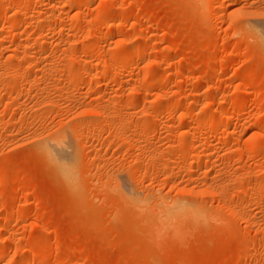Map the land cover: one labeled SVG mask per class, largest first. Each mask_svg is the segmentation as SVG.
I'll return each mask as SVG.
<instances>
[{"label":"rangeland","instance_id":"rangeland-1","mask_svg":"<svg viewBox=\"0 0 264 264\" xmlns=\"http://www.w3.org/2000/svg\"><path fill=\"white\" fill-rule=\"evenodd\" d=\"M263 25L264 0H0V264H264Z\"/></svg>","mask_w":264,"mask_h":264},{"label":"bare ground","instance_id":"bare-ground-1","mask_svg":"<svg viewBox=\"0 0 264 264\" xmlns=\"http://www.w3.org/2000/svg\"><path fill=\"white\" fill-rule=\"evenodd\" d=\"M262 27L264 34V25ZM46 149L53 162L59 166L64 174L66 173L68 175V172L71 170L70 166L75 162L73 149L69 145H66V142H51L47 145Z\"/></svg>","mask_w":264,"mask_h":264},{"label":"snow or ice","instance_id":"snow-or-ice-1","mask_svg":"<svg viewBox=\"0 0 264 264\" xmlns=\"http://www.w3.org/2000/svg\"><path fill=\"white\" fill-rule=\"evenodd\" d=\"M261 38H262V40H264V34H262V37Z\"/></svg>","mask_w":264,"mask_h":264}]
</instances>
